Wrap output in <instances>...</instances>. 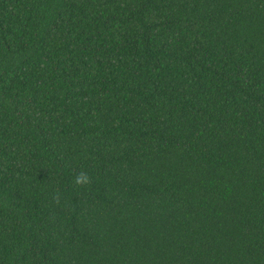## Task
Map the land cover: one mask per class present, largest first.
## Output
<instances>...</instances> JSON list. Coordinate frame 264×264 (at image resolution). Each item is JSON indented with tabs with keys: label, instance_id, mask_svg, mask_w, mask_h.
Segmentation results:
<instances>
[{
	"label": "trees",
	"instance_id": "1",
	"mask_svg": "<svg viewBox=\"0 0 264 264\" xmlns=\"http://www.w3.org/2000/svg\"><path fill=\"white\" fill-rule=\"evenodd\" d=\"M0 264H264V0H0Z\"/></svg>",
	"mask_w": 264,
	"mask_h": 264
},
{
	"label": "clouds",
	"instance_id": "2",
	"mask_svg": "<svg viewBox=\"0 0 264 264\" xmlns=\"http://www.w3.org/2000/svg\"><path fill=\"white\" fill-rule=\"evenodd\" d=\"M73 182L77 186L83 187V186L89 185L91 183V177L88 175L87 172L81 171L74 176Z\"/></svg>",
	"mask_w": 264,
	"mask_h": 264
}]
</instances>
